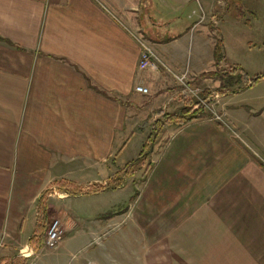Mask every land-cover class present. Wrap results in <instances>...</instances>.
Returning a JSON list of instances; mask_svg holds the SVG:
<instances>
[{
	"label": "crops",
	"instance_id": "crops-1",
	"mask_svg": "<svg viewBox=\"0 0 264 264\" xmlns=\"http://www.w3.org/2000/svg\"><path fill=\"white\" fill-rule=\"evenodd\" d=\"M137 39L151 48L154 66L139 68ZM259 45L264 0H0V264L62 260L30 245L45 190L57 191L59 181L97 187L117 179L156 119L192 112L216 89L222 95L215 110L205 107L208 115L162 127L136 197L143 195L146 213H191L192 228L212 229L210 244L256 249L213 247L179 260L264 264V158L253 147L264 141L256 115L264 106L256 98L243 107L235 96L247 88L223 86L233 68L258 64ZM32 224L31 234L24 231ZM64 226L65 234L75 227ZM76 234L63 239L70 252L82 246ZM22 248L35 257L21 256Z\"/></svg>",
	"mask_w": 264,
	"mask_h": 264
},
{
	"label": "rangeland",
	"instance_id": "rangeland-1",
	"mask_svg": "<svg viewBox=\"0 0 264 264\" xmlns=\"http://www.w3.org/2000/svg\"><path fill=\"white\" fill-rule=\"evenodd\" d=\"M257 53L260 58L258 64L245 67L250 75L264 72V45L258 46ZM190 57L191 47L187 52L188 61ZM232 74H227L224 84L232 83L234 80ZM182 86L185 90V96L195 97L185 85ZM221 95L222 93L216 89L211 98L200 97L197 99V103L204 107L212 106V110H215L213 104L216 100H219ZM256 98L261 100V105L264 106V78L259 79L247 90L235 96L236 101L243 107L252 102L259 104ZM198 106L196 104V108ZM248 106L252 105L249 104ZM256 115L259 121L264 122V112L262 114L256 112ZM219 118L218 116L217 120ZM231 134H234L232 130ZM262 138L264 139V133ZM259 146L253 145L254 149L264 158V141ZM149 161V159H146L140 166L139 172L127 180L125 186L114 190V192L109 190L70 195L69 193L72 190L69 189L77 185L73 186V183L65 184V182L59 181L67 187L65 190L58 188L56 191L54 188L42 194L41 198L45 200L42 204L47 207L44 211L45 217L43 211L39 210L41 208L37 206L35 218L37 226L43 230V236L45 237L50 221L56 218L62 222L63 226L64 223L68 227L75 225L71 230H67L68 233H64L66 236L73 235L75 231L78 235H82V246L77 252L74 250L69 251L68 242L62 244L63 239L66 238L65 235L57 247H44L48 253H53L55 256L62 255V260L58 261L57 264H182V262L191 264L192 261L190 260L178 259L182 256V252H188L189 254L192 252H207L214 250L213 247H215V250H223L226 247V251L230 252L256 250L255 245L251 244H238L236 242L227 245L208 243L212 229L206 225L192 228L191 213L181 216V212H144L142 208L143 195L136 197V194L137 191L140 194L144 188L145 181L142 178L145 176L144 172L148 163H150ZM121 162H123V159H121ZM109 181L106 180L100 185L106 186ZM91 186L77 187L81 191H87ZM61 192H65L66 195L63 197ZM171 215H174V218L178 217L172 218L168 222L166 217ZM63 228L65 230V226ZM233 230L237 231V229ZM24 231L31 234L33 224L32 226H26ZM232 235H235V233ZM22 250L23 248L19 251L21 256L28 257L27 259L35 257L32 251L29 255L24 256Z\"/></svg>",
	"mask_w": 264,
	"mask_h": 264
},
{
	"label": "trees",
	"instance_id": "trees-1",
	"mask_svg": "<svg viewBox=\"0 0 264 264\" xmlns=\"http://www.w3.org/2000/svg\"><path fill=\"white\" fill-rule=\"evenodd\" d=\"M217 55H221V49L220 47H217ZM228 74H232V77L234 78V80L232 81V83L229 84H224L223 86L227 87V89H231V91L233 93L239 91V90H243L246 89L248 87H251L252 84H254L255 82H257L259 79L264 78V72L251 76L249 77L248 73L241 67H235L233 68L230 72H227ZM208 76H217L218 72L215 73H208L206 74ZM236 75V76H235ZM236 77V78H235ZM199 106L198 108H196L194 111L191 112V110L193 108H186L184 109L183 113L181 114H170V113H163L162 116L158 119L155 120L154 124H153V129L151 134L148 137L147 143L143 146L142 151L140 152V154L138 155V157L127 163L119 172H118V178L115 180H110L109 183H107L106 186L104 185H99L97 187H89V190L87 191H81L80 188H78L77 186L69 189L72 190L71 194L74 195H81V194H88V193H95V192H101L104 190H110V189H115L117 187H120L123 185L124 182V178L132 175L134 173V171L136 170L137 166H140L143 164V162L148 159L149 154L151 152V146H153V144L155 143L157 136L159 135L162 127L165 125V123H176V124H184L187 121L199 118V117H204L206 115H208L207 112L205 111V107L202 106L200 103H197ZM150 167V163H148V166L145 169V172H147L149 170ZM63 183L65 182V184H70L67 181H62ZM65 184H61V182H57L55 183V187L59 188L61 190H65L67 187L65 186ZM72 185V184H71ZM74 186V185H73ZM49 191V189H47L44 193H47ZM43 211V216L45 217V207H41V209ZM43 228V227H42ZM39 242L40 245H42L44 243V236H43V230H41V228L39 226H36L35 231L30 239V245H33L34 243ZM14 260L11 261H7L5 264H16ZM19 264V263H17ZM24 264V263H21Z\"/></svg>",
	"mask_w": 264,
	"mask_h": 264
},
{
	"label": "built area",
	"instance_id": "built-area-1",
	"mask_svg": "<svg viewBox=\"0 0 264 264\" xmlns=\"http://www.w3.org/2000/svg\"><path fill=\"white\" fill-rule=\"evenodd\" d=\"M137 40L139 41V44L141 45V48H142L141 55H140V61H139V68L146 69L151 66H154L153 65V52L151 48L143 40L141 39H137ZM135 89L137 92L144 93V94H147L149 92L148 88L142 85L136 86ZM63 227L64 226L62 222L58 218L50 221V223L48 224L47 230H46L45 237H44L43 246L48 247V248L57 247L60 244L61 239L65 233V230ZM24 256H27V255L24 254Z\"/></svg>",
	"mask_w": 264,
	"mask_h": 264
},
{
	"label": "bare ground",
	"instance_id": "bare-ground-1",
	"mask_svg": "<svg viewBox=\"0 0 264 264\" xmlns=\"http://www.w3.org/2000/svg\"><path fill=\"white\" fill-rule=\"evenodd\" d=\"M25 255H27V252H24Z\"/></svg>",
	"mask_w": 264,
	"mask_h": 264
}]
</instances>
